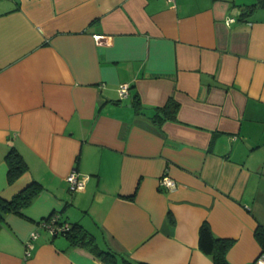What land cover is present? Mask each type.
<instances>
[{"label":"crops","instance_id":"crops-1","mask_svg":"<svg viewBox=\"0 0 264 264\" xmlns=\"http://www.w3.org/2000/svg\"><path fill=\"white\" fill-rule=\"evenodd\" d=\"M256 2L0 0V200L42 186L22 215L0 221V264H105L45 232L39 222L52 213L98 250L147 264H213L198 249L206 221L233 241L230 264L254 263L264 228V8L237 14ZM170 97L177 120L158 124L155 108ZM11 149L27 166L12 182ZM72 171L86 178L81 192L68 190ZM164 174L174 190L159 186Z\"/></svg>","mask_w":264,"mask_h":264},{"label":"trees","instance_id":"trees-1","mask_svg":"<svg viewBox=\"0 0 264 264\" xmlns=\"http://www.w3.org/2000/svg\"><path fill=\"white\" fill-rule=\"evenodd\" d=\"M257 7L264 8V0H257L255 4L241 8L239 15L240 18L249 15ZM134 102V109L139 112L141 110V105L137 100ZM178 109L179 104L172 97H170L163 107L155 108L156 114L154 118L158 124L166 121L175 122L177 120ZM5 162L7 165V178L10 182L19 177L27 169L26 163L20 154H18L14 149H11L6 154ZM41 190L42 186L38 182L34 181L20 190L10 200H0V221L6 214L9 213L22 215L24 208L30 204L32 198ZM133 198V195L128 197L130 200H133ZM63 236L67 237L74 245H85L91 251L96 252L97 256L105 264H147L142 262H132L110 250H98L89 235L78 225L70 224L69 231ZM254 236L256 241L260 244L262 251H264V228L259 226L256 229ZM232 245V240L216 237L212 233L209 224L206 221L202 222L198 229V249L205 256H207L213 264H230L227 260V253ZM118 258L120 260L119 263Z\"/></svg>","mask_w":264,"mask_h":264},{"label":"built area","instance_id":"built-area-1","mask_svg":"<svg viewBox=\"0 0 264 264\" xmlns=\"http://www.w3.org/2000/svg\"><path fill=\"white\" fill-rule=\"evenodd\" d=\"M168 2H172V0H168ZM240 10L238 11L237 17H240ZM235 21V18H229L227 20L228 23H232ZM108 38L99 36L96 37V41L99 44H106ZM129 87L127 85L120 86L118 90L119 99L123 100L128 96ZM66 182L68 184V190L71 193L81 192L85 188V177H80L75 171H72L67 177ZM160 187H163L167 190H174L176 188V183L169 176L164 174L158 181ZM39 226L47 232L51 237H55L57 235H64L70 229V224L66 222H62L59 218L58 214H52L49 218L42 220L39 222ZM38 238L37 233H32L29 240L24 245V257L28 258L31 255V251L33 249V242ZM253 264H264V251H261L260 254L256 257Z\"/></svg>","mask_w":264,"mask_h":264}]
</instances>
